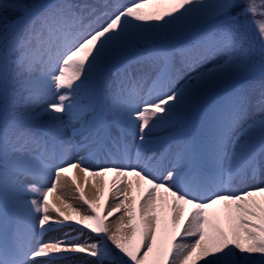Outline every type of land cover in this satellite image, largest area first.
Returning a JSON list of instances; mask_svg holds the SVG:
<instances>
[{
    "label": "snow or ice",
    "instance_id": "obj_1",
    "mask_svg": "<svg viewBox=\"0 0 264 264\" xmlns=\"http://www.w3.org/2000/svg\"><path fill=\"white\" fill-rule=\"evenodd\" d=\"M262 8L0 0V264H264Z\"/></svg>",
    "mask_w": 264,
    "mask_h": 264
},
{
    "label": "bare ground",
    "instance_id": "obj_2",
    "mask_svg": "<svg viewBox=\"0 0 264 264\" xmlns=\"http://www.w3.org/2000/svg\"><path fill=\"white\" fill-rule=\"evenodd\" d=\"M127 139H128V141L130 143L132 142V137L131 136L127 137ZM77 175H78V180H79L81 186H83L84 185V177H83V174L82 173H78ZM93 179H96V178H93ZM99 182L102 183V181H99ZM62 183H64V182L62 181ZM89 184H90V182H89ZM89 184L87 186H85L84 188H85V195H86V197L91 200L94 197V195H95V190L92 188V186H89ZM61 192L62 193H65L66 199H69L70 200L69 203L74 204L76 207H81V208L83 207V205L81 204V202L78 200L77 195L75 193V190L71 186L70 181L66 184V186H64L61 189ZM111 203H112V201L109 200V204H111ZM50 215H52L53 217H55V214L54 213H51L50 212ZM115 219H116V217H113L112 221H114ZM106 223L109 226L112 225V222L110 224V221L109 220L106 221ZM82 240H83V238H82ZM82 240H81V242H82ZM72 255L75 257V260L74 261H62V262H60V264H71V263H75V264L77 263L78 264V262L81 261V260H90L91 259L90 257H87L84 254H72ZM38 259H42V258H38Z\"/></svg>",
    "mask_w": 264,
    "mask_h": 264
},
{
    "label": "rangeland",
    "instance_id": "obj_3",
    "mask_svg": "<svg viewBox=\"0 0 264 264\" xmlns=\"http://www.w3.org/2000/svg\"><path fill=\"white\" fill-rule=\"evenodd\" d=\"M178 83H183V79H181L180 81H178ZM259 183H264V179L257 180V181H255V182L250 183V184H249V187L255 186V184H259ZM89 186H91V181H90ZM82 187H85V185H83ZM59 194H60V193H58V195H59ZM63 195H64L65 198H66L65 193H63ZM50 200H51L53 203H55L58 207H62V205H60L59 201L56 200L55 197H50ZM66 200H67V202H70L69 199H66ZM112 219H113V217L109 219L110 224H111V222H113ZM36 231L39 232V227H38V226H37ZM85 231L87 232L88 230H85ZM57 235H59V233H58ZM184 242H185V243H187V242H188V243L191 242V238H190L188 241H184ZM71 264H75V263H71ZM76 264H77V263H76Z\"/></svg>",
    "mask_w": 264,
    "mask_h": 264
},
{
    "label": "trees",
    "instance_id": "obj_4",
    "mask_svg": "<svg viewBox=\"0 0 264 264\" xmlns=\"http://www.w3.org/2000/svg\"><path fill=\"white\" fill-rule=\"evenodd\" d=\"M244 2L246 3L247 0H244ZM255 3H257L258 5L261 4V0H255ZM261 11H264V8L260 9ZM249 19H256V20H261L264 19V17H260V16H256V17H251L249 16Z\"/></svg>",
    "mask_w": 264,
    "mask_h": 264
}]
</instances>
